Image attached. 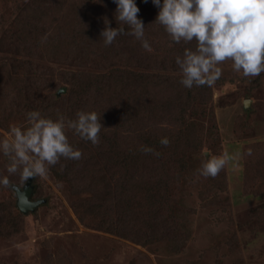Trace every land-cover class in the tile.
I'll list each match as a JSON object with an SVG mask.
<instances>
[{"label": "rangeland", "instance_id": "rangeland-1", "mask_svg": "<svg viewBox=\"0 0 264 264\" xmlns=\"http://www.w3.org/2000/svg\"><path fill=\"white\" fill-rule=\"evenodd\" d=\"M100 1L111 6L112 0ZM95 5L85 0H0V138L8 135L12 124L27 126L26 112L33 109L70 118L81 109L95 110L103 126L97 144L68 130L70 143L82 152L78 176L89 180H59L53 165L47 175L37 176L33 192L37 190L39 200L45 202L34 212L24 213V225L17 234L0 237V264H264V195H256L244 179L255 162L248 150L264 143V72L245 77L233 71L230 60L222 62V75L206 93H197L206 101L199 110L182 106L185 97L175 102L172 92L178 89L172 87L165 98L169 101L163 103L168 109L158 112L150 123L163 131V137H169V129L178 137L183 134L193 149L184 159L185 168L181 169L178 158L163 177L170 183L176 206L173 223L160 218L155 236L146 239L139 226L149 211L140 204L132 227L135 234L125 238L77 217L74 202L90 208L96 197H104L101 190L97 195L91 190L90 182L113 172L109 171L113 160L108 144L118 135L123 112L133 108L142 117L143 107L147 109V99L133 98V81L146 79L150 84L157 75L171 77L160 61L175 59L185 47L194 48L193 41L171 42L163 27L154 23L156 15L151 10L142 17L137 14L144 18L151 51L127 32L105 46L98 31L105 27L101 19L109 10ZM146 85L143 82L138 89ZM224 151L233 160L218 177L196 173L206 152ZM58 162L57 166L70 161L61 157ZM262 162H257L261 173L253 175L264 180ZM7 163L0 153V175H8L12 182V186H0L3 210L17 199L15 188L22 190L30 179L21 181L18 173L9 174ZM161 165L165 164L154 168ZM70 185L82 188L73 194L75 187L71 191ZM109 193L112 196L110 187Z\"/></svg>", "mask_w": 264, "mask_h": 264}, {"label": "clouds", "instance_id": "clouds-1", "mask_svg": "<svg viewBox=\"0 0 264 264\" xmlns=\"http://www.w3.org/2000/svg\"><path fill=\"white\" fill-rule=\"evenodd\" d=\"M118 27H111L105 17V27L100 36L105 46L113 44L116 37L127 34L140 41L141 47L151 51L145 36L146 27L138 17L140 8L136 0H113ZM147 3L148 0H143ZM158 8L154 23L163 27L171 42L179 44L195 41V47H185L182 55L175 57L181 73L179 83L193 86H212L222 75V62L231 61L233 71L245 77L264 72V0H151ZM47 38V34L43 39ZM62 89L59 90V92ZM26 125L12 124L8 135L0 138V153L8 158L6 170L19 174L21 181L29 177L47 175L50 165L61 157L80 159L82 152L74 147L68 137L73 130L82 139L99 142L98 133L103 128L101 114L95 110L81 109L74 118L57 113L55 118L38 109L26 112ZM160 143L168 145V137ZM151 151L150 147H143ZM209 154L207 157L205 154ZM196 173L215 177L233 160L227 151L220 154L206 152ZM251 154V149L248 150ZM0 186H12L8 175H0Z\"/></svg>", "mask_w": 264, "mask_h": 264}, {"label": "trees", "instance_id": "trees-1", "mask_svg": "<svg viewBox=\"0 0 264 264\" xmlns=\"http://www.w3.org/2000/svg\"><path fill=\"white\" fill-rule=\"evenodd\" d=\"M85 2L92 5L96 4L95 6L100 9L104 8L109 10L104 12L101 21H104L106 17L111 27H118L119 21H116L114 15L116 4L113 0L109 2L111 6L107 5V3L103 6L100 0H85ZM136 2L140 8V17L148 10L153 11V14L157 15L155 13V5H153L151 0H148L147 3L143 2V0H136ZM143 19L144 18H142V20ZM143 23H145V21H143ZM101 25L105 26L102 22ZM78 31L79 34L82 33L81 30ZM98 32L101 33V31ZM192 43V46L195 47V41ZM138 45L141 46L140 42ZM99 56H101L102 60H107L102 55H99V53H96V57L99 58ZM160 63L162 66L165 65L168 71H171L172 76L163 78L164 76L157 75L159 78H155L157 80H151L150 84H148V80L146 79L143 81H133L137 88V90L136 88L134 89L135 96L133 98L135 100L147 99V109L145 110V107H143L142 111L144 115L142 117L141 115L139 116L133 108L131 111L128 108L123 112L124 118L121 121V128L116 132V135H118L110 139L108 144V148H110L109 154H112L113 160V165L109 171L112 169L113 172H110V177H108V175L104 177L97 175L96 179L90 182L91 190H94L96 195L101 190L104 197H96L97 202L93 203L92 201L90 208L84 207L81 201L73 203V209L77 217L83 223L88 225H90V223H95V227L114 232L120 237L130 238L135 234L134 230L132 231V227L135 226L134 222L136 221V206L140 204L149 211L148 216L142 218L140 221L141 225L139 226V233H143L146 239H152V237L155 236L154 228L157 226L160 218H163L167 224L173 223V211H175L176 206L171 200L172 189L170 183L167 184V182L163 180V177L166 175V169L168 171L169 165L178 158L181 159L179 164L181 169H183L184 166L186 167L184 159L193 149L188 147V143L183 139V134L178 137L175 135V131L173 132L171 129L168 130V139L170 143L168 145H162L160 139L164 136V134H162L163 131L155 127V125L150 124L155 122L158 112L162 113L168 109L163 105V103L169 101V99H165L168 90L172 87H177L178 90L176 93L172 92V96L176 98L175 102L181 101V98L185 97L186 99L184 100L186 102L182 106H190L193 111L199 110L200 105L206 102L205 99L200 97L201 95L197 93H206L209 88L208 85L193 86L191 89L185 88L179 83L181 73L179 68H177L178 65L175 63V59L172 58L171 61L163 59ZM128 78L133 80V77ZM143 82L147 84L146 87L138 89L139 85ZM148 85L150 87L152 86L153 89L149 88ZM181 86L183 87L182 89ZM143 90L146 91L143 92ZM161 92L163 94H161ZM55 109L56 107L53 106L52 110ZM50 113H52V111ZM50 117L55 118V113L51 114ZM181 120L182 119H180V121ZM125 133L130 137L122 138ZM189 134L188 132V135ZM142 146L150 147L152 150L144 151ZM249 158L255 159V162L250 164L247 168V170H249V176L245 174L244 179L247 182L246 184L250 186L251 189H254L256 195L263 196L264 180L253 174L259 175L261 173V165L259 166L257 162L264 159V143H260L258 146L253 147ZM79 160L80 159H69V163L59 166L57 165L62 161L60 163L57 162L55 165L51 166L54 167L52 168L54 175L59 180L65 182L72 180L74 182L84 183L88 181L89 179L83 180L84 178L81 179L78 176V174L82 172L79 171V169H81ZM160 163L165 165H161L159 168L155 169L154 165ZM263 163L264 162H262V164ZM221 171L216 175L217 177L220 175ZM36 177L30 178L34 181ZM88 184L89 183H86L85 185L87 186ZM70 187L72 191L75 186L70 185ZM109 187L112 189V196L109 193ZM81 188L82 187H75L73 194H76ZM165 191L168 192L164 193ZM107 196L109 199H107ZM31 198L33 200L41 199L37 190L32 193ZM137 198H139V201H137ZM24 216V213L17 205L16 198L8 204L7 210H3L2 205H0V237L8 234H17V230L20 231L24 225Z\"/></svg>", "mask_w": 264, "mask_h": 264}, {"label": "water", "instance_id": "water-1", "mask_svg": "<svg viewBox=\"0 0 264 264\" xmlns=\"http://www.w3.org/2000/svg\"><path fill=\"white\" fill-rule=\"evenodd\" d=\"M32 183L33 180L30 178L22 190L17 187L15 188L18 199V207L25 214H28L29 212H34L40 205L45 202V200H31V196L34 190Z\"/></svg>", "mask_w": 264, "mask_h": 264}]
</instances>
